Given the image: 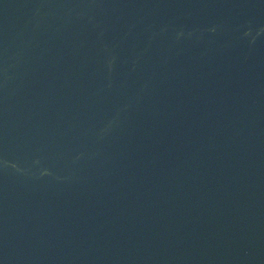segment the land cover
<instances>
[{
  "label": "water",
  "instance_id": "95a60500",
  "mask_svg": "<svg viewBox=\"0 0 264 264\" xmlns=\"http://www.w3.org/2000/svg\"><path fill=\"white\" fill-rule=\"evenodd\" d=\"M0 264H264V0H0Z\"/></svg>",
  "mask_w": 264,
  "mask_h": 264
}]
</instances>
